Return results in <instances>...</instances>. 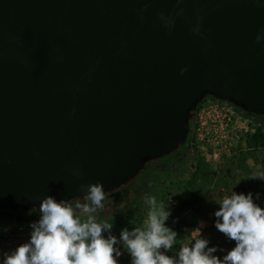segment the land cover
Instances as JSON below:
<instances>
[{
	"label": "water",
	"instance_id": "1",
	"mask_svg": "<svg viewBox=\"0 0 264 264\" xmlns=\"http://www.w3.org/2000/svg\"><path fill=\"white\" fill-rule=\"evenodd\" d=\"M261 28L256 0H0V211L125 187L207 97L264 118Z\"/></svg>",
	"mask_w": 264,
	"mask_h": 264
},
{
	"label": "clouds",
	"instance_id": "2",
	"mask_svg": "<svg viewBox=\"0 0 264 264\" xmlns=\"http://www.w3.org/2000/svg\"><path fill=\"white\" fill-rule=\"evenodd\" d=\"M256 4L264 7L260 0ZM255 41H264V28L258 30ZM185 71L187 68H182L181 74ZM249 179L264 181V172ZM261 197L259 191L237 192L232 188L217 201L213 226L233 243L232 247L212 243L211 236L198 228L177 255H168L177 233L165 226L170 213L162 203L157 206L155 196L144 197L149 206L146 226L131 231L122 228L118 238L111 234L112 223L92 215L103 208L105 193L101 184H90L86 202L75 203V209L87 214L86 219L75 214L72 203L45 196L27 242L0 249V264H119L125 253L117 247L118 242L127 250L130 264H264V207L257 203ZM106 232L108 235H103ZM217 252L224 254L214 255Z\"/></svg>",
	"mask_w": 264,
	"mask_h": 264
},
{
	"label": "rangeland",
	"instance_id": "3",
	"mask_svg": "<svg viewBox=\"0 0 264 264\" xmlns=\"http://www.w3.org/2000/svg\"><path fill=\"white\" fill-rule=\"evenodd\" d=\"M213 104L215 103H207L198 111L202 120H197L195 126L196 155L192 164L186 171L162 183L157 206L162 203L164 209L170 213L165 226L177 233L172 248L166 253L168 255H173L177 244L181 247L182 244L188 243L193 232L198 228L203 235L211 236L212 243L219 244L225 249L233 246V243L227 241L213 226L215 220L213 213L219 207L217 201L224 194H230L232 188L237 192L249 190L261 192L262 197L257 203L264 207V181L249 179L257 172H264V149L254 148L248 143L249 135L257 126H263V123L248 121L232 110L229 112L222 109L225 113L229 112L232 119L237 122L222 130L214 129L209 126L212 124V119L207 118L204 113L207 107ZM202 124L208 129L207 132L200 127ZM206 134L208 137H205ZM204 139L208 142L203 141ZM190 193L194 198L196 210L194 215L182 206ZM127 197L128 194H124V197L120 199L117 195L104 199L102 201L104 207L101 210L119 206L122 199ZM148 210V205L140 206L134 212L109 216L103 221L112 223L111 234L119 238L122 228H128L131 231L135 227L146 226ZM30 233L31 231L0 233V249L14 247L17 243H26ZM103 235L107 236L108 233ZM117 247L125 253L121 256L119 264H130L129 255L122 243L118 242ZM223 254L222 252L214 253L217 256Z\"/></svg>",
	"mask_w": 264,
	"mask_h": 264
},
{
	"label": "flooded vegetation",
	"instance_id": "4",
	"mask_svg": "<svg viewBox=\"0 0 264 264\" xmlns=\"http://www.w3.org/2000/svg\"><path fill=\"white\" fill-rule=\"evenodd\" d=\"M210 100L211 98L207 97L204 100L203 105H205L206 102H210ZM252 121L264 122V119L255 117ZM195 126L196 123L193 127V134L189 135L185 144H183L179 149L170 153L169 155L146 162L143 169L128 185L105 195V199L110 198L114 195H117V197L120 199L121 197H124V194H128L127 198L122 199L121 205L106 207L104 208V210L97 209V211L95 213H92V215H94L98 221H103L109 216L128 214L129 211L134 212L137 207L146 206L147 204L144 202V197L146 195L155 196L158 200L159 194L162 189V183L173 178L175 175L186 171L192 164L193 159L196 155L194 145ZM77 201H79L80 203H85L86 201L84 199L70 201V203H72L74 207L75 214L80 216V218L84 220L87 218V214L82 213L79 209H75V203ZM39 217V209H31L27 212L22 210L15 212L0 211V233H3L5 231L30 232L32 231L30 225L38 221Z\"/></svg>",
	"mask_w": 264,
	"mask_h": 264
},
{
	"label": "built area",
	"instance_id": "5",
	"mask_svg": "<svg viewBox=\"0 0 264 264\" xmlns=\"http://www.w3.org/2000/svg\"><path fill=\"white\" fill-rule=\"evenodd\" d=\"M222 109H226L229 112L232 110V109H230L228 107L219 105L217 103L207 107V110H205L204 113H205V116L207 118L212 119V124L209 125L210 127H213L214 129L219 128V129L222 130V129L228 127L230 124L237 122L236 120L232 119V116H231V114L229 112L226 111V113H225V112L222 111ZM232 111H234V110H232ZM197 120H199V121L202 120V118L199 117L198 112H197ZM196 124H197V122H196ZM200 127L202 129H204L206 132L208 131V129L205 128V126L203 124L200 125ZM205 137H208V134H206ZM206 139H204L203 141L208 142V140H206Z\"/></svg>",
	"mask_w": 264,
	"mask_h": 264
},
{
	"label": "trees",
	"instance_id": "6",
	"mask_svg": "<svg viewBox=\"0 0 264 264\" xmlns=\"http://www.w3.org/2000/svg\"><path fill=\"white\" fill-rule=\"evenodd\" d=\"M235 112L237 114H239V116H241L243 118L245 117V115L242 112H240L239 110L235 109ZM259 122H261V121H259ZM262 123H263V126H257L255 128V130L248 137L249 145H251L254 148L264 149V122H262ZM193 199H194L193 194L192 193L188 194L186 199L183 201L182 206L185 209L189 210V212H191V214L194 215L196 210L194 208V200ZM179 248H180V246L177 244V246L174 247L173 255L178 254Z\"/></svg>",
	"mask_w": 264,
	"mask_h": 264
}]
</instances>
